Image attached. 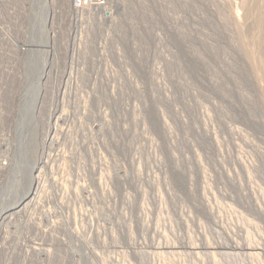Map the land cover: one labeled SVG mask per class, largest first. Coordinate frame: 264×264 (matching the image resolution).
Listing matches in <instances>:
<instances>
[{"label": "rangeland", "instance_id": "rangeland-1", "mask_svg": "<svg viewBox=\"0 0 264 264\" xmlns=\"http://www.w3.org/2000/svg\"><path fill=\"white\" fill-rule=\"evenodd\" d=\"M109 6L0 0V264H264V0Z\"/></svg>", "mask_w": 264, "mask_h": 264}, {"label": "built area", "instance_id": "built-area-1", "mask_svg": "<svg viewBox=\"0 0 264 264\" xmlns=\"http://www.w3.org/2000/svg\"><path fill=\"white\" fill-rule=\"evenodd\" d=\"M110 1L112 0H71L70 10L75 17H90L98 11L104 18L111 19L114 10L109 6Z\"/></svg>", "mask_w": 264, "mask_h": 264}, {"label": "bare ground", "instance_id": "bare-ground-1", "mask_svg": "<svg viewBox=\"0 0 264 264\" xmlns=\"http://www.w3.org/2000/svg\"><path fill=\"white\" fill-rule=\"evenodd\" d=\"M61 1V0H60ZM62 6V5H61ZM63 12V11H62ZM28 15V14H27ZM28 19V18H27ZM94 26V25H93ZM88 27H89V25H88ZM47 47V46H46ZM42 158V157H41ZM39 160V159H38ZM36 167V168H35ZM34 168H35V170H36V172H39V169H38V167H37V165L35 166ZM42 167V166H41ZM38 177V174L37 175H35V177H33L34 179H36ZM31 186V185H30ZM37 193V188H35V189H30V190H28L26 193H24V195L19 199V200H17L15 203H12V205H10V206H6V205H4L5 206V208H1V210H0V220L2 221V220H4L7 216H8V212L9 211H11V210H18V212L20 211V210H23L24 208H25V206H26V204L31 200V199H33V197L35 196V194ZM9 218V217H8ZM36 245H37V243H36ZM37 246H39V244L37 245ZM41 247V246H40ZM208 248H210L209 246H207ZM206 247V248H207ZM235 248H239V249H241V250H243V249H246V250H250V249H253V248H251L250 246H245L244 248H243V246H241V247H239V246H234ZM207 248V249H208Z\"/></svg>", "mask_w": 264, "mask_h": 264}]
</instances>
